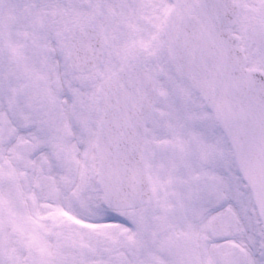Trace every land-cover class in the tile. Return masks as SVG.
<instances>
[{"label":"snow or ice","instance_id":"1","mask_svg":"<svg viewBox=\"0 0 264 264\" xmlns=\"http://www.w3.org/2000/svg\"><path fill=\"white\" fill-rule=\"evenodd\" d=\"M0 264H264V0H0Z\"/></svg>","mask_w":264,"mask_h":264}]
</instances>
